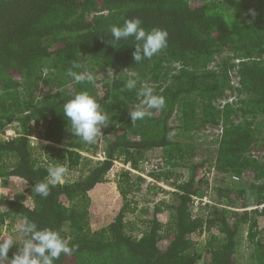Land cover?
Segmentation results:
<instances>
[{
  "label": "trees",
  "instance_id": "obj_1",
  "mask_svg": "<svg viewBox=\"0 0 264 264\" xmlns=\"http://www.w3.org/2000/svg\"><path fill=\"white\" fill-rule=\"evenodd\" d=\"M134 17L169 34L166 48L138 63L134 38L117 42L110 32ZM69 69L93 80L74 84ZM129 78L164 96L165 107L146 109L151 115L133 123L128 112L142 98L124 88ZM81 90L108 117L96 162L79 153L89 144L96 155L97 137L90 144L74 136L62 114L63 103ZM32 125L48 143L38 145V154ZM8 128L16 137L0 140V235L17 243L10 258L28 218L77 246L55 264H242L237 250L244 238L252 264H264V0H0V132ZM207 131L212 153L204 172L228 182L214 188L221 206L202 216L193 198L206 196L199 179L206 162L193 158ZM157 152L150 174L175 191L155 203L152 220L141 221V236L126 219L134 210L126 197L146 181L127 172L116 182L119 210L92 228L90 193L115 163L142 170ZM56 164L86 166L85 174L50 187L47 198L36 195L35 182ZM180 168L187 178L171 172ZM203 234L199 252L194 236Z\"/></svg>",
  "mask_w": 264,
  "mask_h": 264
},
{
  "label": "clouds",
  "instance_id": "obj_2",
  "mask_svg": "<svg viewBox=\"0 0 264 264\" xmlns=\"http://www.w3.org/2000/svg\"><path fill=\"white\" fill-rule=\"evenodd\" d=\"M249 14L255 15L252 9H249ZM110 32L113 41L134 38L137 43L132 52V58L136 63L152 58L168 44L167 30L145 29L139 17L126 19L121 26H111ZM67 76L77 85L85 80L88 82L93 80L92 75L78 74L72 69L67 71ZM124 88L136 90V95L142 98L140 103L128 112L133 123L151 115V112L146 109L160 110L165 107L164 96L156 94L155 90L147 84H141L138 87V78L127 79ZM62 114L71 126V133L87 143L94 142L96 137L102 134V129L107 126V115L101 111L98 99L87 90L78 91L65 101ZM67 172L68 169L63 164L49 167L47 177L36 181L32 192L47 198L50 187L62 183ZM19 232L23 239L11 258L8 256L9 250L17 243L10 236L0 240V264H55L62 255L70 256L76 251L77 246H70V242L62 237L59 231L49 227L40 228L28 218L24 219Z\"/></svg>",
  "mask_w": 264,
  "mask_h": 264
},
{
  "label": "rangeland",
  "instance_id": "obj_3",
  "mask_svg": "<svg viewBox=\"0 0 264 264\" xmlns=\"http://www.w3.org/2000/svg\"><path fill=\"white\" fill-rule=\"evenodd\" d=\"M30 138H31V142L32 145L36 148V153L38 154V152L40 153V149L38 148V145H46L48 143H43L41 141L42 138V129L41 127H36L34 125L31 126L30 128ZM9 130H12L11 128ZM205 134L201 135L199 140V142H201L200 145H197V154L195 155V157L193 158V162L194 163H202L206 162V166L201 168V171L199 172V179H201V181H203V184L205 182V184H207V189H206V196L203 197L205 200L203 201H199L198 205H194L195 209H197V213L199 215L202 216H206L208 213H210L212 210V207L218 205V204H222L220 202V197L219 195L216 193L215 189L216 187H218L219 185H223V183H227L228 179L223 180L221 182V179H223L222 176L212 172H204L206 168H208L209 163L207 162L208 159H210V155L212 153L211 151V147L208 146L207 142L210 141V139H212V136L210 135V131L204 132ZM97 139L99 141L98 145V151H96V155H93L91 152L95 151L94 148H91V145L87 144L86 148L84 149L85 151H81L79 153V155L81 156V158L83 159H88L90 160V162H96L102 159V152L101 150H99V148H101L103 141H104V137L102 134L97 136ZM91 144V143H90ZM86 149H88L89 151H86ZM161 153L157 152L155 159H150L152 161L147 162V164L149 166H145L144 169H142L141 171L144 172H139L141 174H143L145 177H150L153 178L156 181V183H159L158 185L156 183L154 184H147L142 183V182H137V184L140 187V190L136 191L133 194H131V196H127L126 198L128 200H131V205L134 206V210L133 212H128L126 214V219L128 221H130V227L134 226V232L135 235L139 234V232H137L138 230H142L143 228V224L141 223L142 220H152L153 219V209L155 206V203L160 201V200H167L168 198H171V194L175 191L173 188L170 187L169 184H165L164 183V179L162 180L160 179H156L155 176H153L152 174H150V168L153 169V167L155 166L156 162H159V157H160ZM95 156V157H94ZM83 161V160H82ZM129 168L130 167V164ZM68 172L65 176V179L62 183H67V182H71L74 180L79 179L81 176H83L85 174V169L86 166H79L77 168H73L70 169L68 168ZM116 170V171H115ZM115 172H112L110 174L107 175V181L104 182L102 184V186H100V188L97 190L96 194H92V198H93V209L91 210L90 213V224L92 226V228L94 229H98L101 226H103L106 222V220H109L110 218H112V216L119 210L120 206H121V200L122 197L117 189V184L116 182L118 181V176L121 173H128L129 176L132 177V181H135L136 178L140 179V180H145L143 177H139L137 175H133L132 173H130L129 171H126L125 169H123L122 167H119V165L116 164L115 166ZM139 170V169H137ZM146 170V172L144 171ZM140 171V170H139ZM173 172V174H181L183 176V178H187V170L186 169H175ZM128 176V177H129ZM149 178V179H150ZM154 180V181H155ZM159 180V181H158ZM216 186V187H215ZM1 188V186H0ZM7 188L11 191L13 190H18L19 186L18 185H13V183H9L7 185ZM173 189L174 191L169 192V191H165L166 189ZM159 193V194H158ZM195 198V197H194ZM221 206V205H218ZM133 208V207H132ZM168 220V215L166 214L165 217L163 218V221L166 222ZM243 233V232H242ZM141 235L139 234V237ZM245 236V234H244ZM9 237L8 234L6 233H2L0 235V240ZM241 238H243V236H241ZM240 238V239H241ZM194 239L196 240L195 242H197V250L200 252V250L205 246V242L207 240V236L205 234L201 235V236H194ZM250 254H251V247L248 246L245 238L244 240L240 243L238 250H237V259L240 263L242 264H252V261L250 259Z\"/></svg>",
  "mask_w": 264,
  "mask_h": 264
},
{
  "label": "built area",
  "instance_id": "obj_4",
  "mask_svg": "<svg viewBox=\"0 0 264 264\" xmlns=\"http://www.w3.org/2000/svg\"><path fill=\"white\" fill-rule=\"evenodd\" d=\"M235 83H234V85H235ZM9 129L10 128L6 129L4 132H0V140H10V139L16 137V134H15L14 130L12 128H11L12 130H9ZM116 164L119 165V167H122L123 169H125L126 171H129L133 175H137L139 177H143L145 179V181H146L147 184H154L157 181V180H155L153 178H150V177L147 178L143 174L139 173V172H142L140 169H139L140 171L139 170H134V169H132L131 166H130L131 168H129V165L128 164L116 162L115 163V166H116ZM115 171H113V172H115ZM144 171L146 172V170H144ZM142 173H144V172H142ZM156 184L158 185L159 183H156ZM165 184H167V183H165ZM165 189H166L165 191H169V192L174 191L173 189L172 190L171 189L167 190L168 188H165ZM204 200H205L204 198H202V199L193 198V201H194V204L195 205H198L199 204V201H203L204 202Z\"/></svg>",
  "mask_w": 264,
  "mask_h": 264
},
{
  "label": "crops",
  "instance_id": "obj_5",
  "mask_svg": "<svg viewBox=\"0 0 264 264\" xmlns=\"http://www.w3.org/2000/svg\"><path fill=\"white\" fill-rule=\"evenodd\" d=\"M100 186H102V184L101 185H99L93 192H91L90 193V196H92V194H96V192H97V190L100 188Z\"/></svg>",
  "mask_w": 264,
  "mask_h": 264
}]
</instances>
